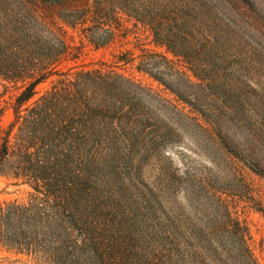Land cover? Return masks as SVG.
Returning <instances> with one entry per match:
<instances>
[{
	"label": "trees",
	"instance_id": "1",
	"mask_svg": "<svg viewBox=\"0 0 264 264\" xmlns=\"http://www.w3.org/2000/svg\"><path fill=\"white\" fill-rule=\"evenodd\" d=\"M66 2L0 0V85L17 90L0 175L28 187L0 203V244L34 264H258L229 204L264 216L248 177L264 181V0Z\"/></svg>",
	"mask_w": 264,
	"mask_h": 264
},
{
	"label": "rangeland",
	"instance_id": "2",
	"mask_svg": "<svg viewBox=\"0 0 264 264\" xmlns=\"http://www.w3.org/2000/svg\"><path fill=\"white\" fill-rule=\"evenodd\" d=\"M77 2V0H68L66 2L67 4H74ZM62 5L58 4H49V3H42L39 5V11L41 15L46 19V21L55 27H62L63 23L61 20L57 17V13L61 9ZM123 26L134 30L132 21H128L125 18L122 20ZM64 28V27H62ZM67 37H73V42L78 43L79 37L76 32L68 30ZM128 40H132L133 36L132 34L127 36ZM69 40V39H68ZM122 44V45H120ZM117 44V48H120L119 46H122V48L131 47L132 44L125 43V40L122 41V43ZM101 54H103L102 51H96L94 52L91 47L86 46L84 48V54L78 62L80 64L85 65H97V60L101 57ZM105 57L110 58L109 51L105 52ZM74 62L69 61L66 64L72 65ZM122 72H124L127 75L132 76L134 79H136L140 84L145 86L146 88L150 89L154 93H158L163 98L172 100L174 99V96L168 91L163 88L158 82L154 81L153 79L149 78L147 75L139 73L135 71L131 67H127L126 69H121ZM45 86V84L43 85ZM17 93V90L12 87L11 84L7 88H4L0 85V104L2 106H6L5 110L0 117V125H6L9 120L12 117V110L11 108L6 105L5 101H10V97L12 94ZM187 111L188 109L185 108ZM199 138L197 139L199 142L201 140H205L204 136L202 134H198ZM182 146H192L193 142L192 139H189L188 137H185L181 140L180 143ZM174 160L176 165H182L180 157L176 155V151L172 150ZM207 154H210L213 156V148L207 149ZM189 155L191 157V160L194 161L195 164H200L203 162H206V158L202 154L192 153L189 152ZM247 172V171H246ZM248 177L249 180L254 185L255 192L257 193V196H260L262 199H264V181L256 176L255 174L248 171ZM14 180L9 177L1 176L0 175V203L3 201H9L13 199H17L19 201H23L27 197L28 193V187L24 185H14L12 184ZM230 211L233 215V217L240 220L244 225L248 228L249 233V246L252 250V253L257 260L258 264H264V245L262 243V238L264 237V216L262 213L256 211L252 206L251 203L244 199L236 197L232 201H230ZM0 264H34L33 262L29 261L28 258L20 253H16L15 251L8 250L7 248L3 247L0 244Z\"/></svg>",
	"mask_w": 264,
	"mask_h": 264
}]
</instances>
